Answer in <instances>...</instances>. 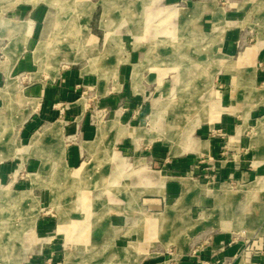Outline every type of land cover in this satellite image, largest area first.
Wrapping results in <instances>:
<instances>
[{"label":"rangeland","instance_id":"rangeland-1","mask_svg":"<svg viewBox=\"0 0 264 264\" xmlns=\"http://www.w3.org/2000/svg\"><path fill=\"white\" fill-rule=\"evenodd\" d=\"M98 4L103 8L93 14L91 33L88 23ZM131 6L129 0H0V12L10 11L12 19L30 24L32 32L26 51L30 70L12 79L25 92L41 82L52 89L49 97L45 89L41 97L33 95L38 108L32 117L41 121L21 138L27 161L22 164L12 157L0 171V264H25L21 246L27 239V264H63L67 252L76 256L75 264H161L187 245L193 251L210 248V235L221 240L222 249L240 247L243 260L264 252V189L256 186L258 173L249 160L255 150L251 137L264 107L249 112L253 124L242 135L235 134L229 117L238 120L242 114L229 115L233 114L226 98L229 83H222L219 91L221 79L211 76V62L199 73L201 62L184 58L186 44L175 29H164L160 17L152 21L155 34L147 36L144 18ZM100 19L105 33L98 30ZM141 31L151 52L166 57L156 61L152 70L157 76L152 80L146 73L151 70L148 63L139 69L131 60ZM23 32L25 47L29 37ZM40 41L47 49L42 59H36ZM188 47L193 51L196 46ZM263 67L258 64L259 70ZM68 73L75 75L67 78ZM132 77L139 81L136 91ZM7 90L0 116L13 118L24 103L8 98ZM79 103L84 106L82 114H72L71 104ZM5 127L0 133L7 131ZM94 138L96 156L64 164L68 147L79 149ZM191 138L205 145L202 155L189 153L196 144ZM212 148L216 154L210 153ZM176 149L182 151L176 154ZM189 159L191 163H186ZM223 162H232L231 172L223 173ZM152 178L150 184L145 181ZM164 193L166 206L150 209L148 201ZM235 201L243 204L235 213L246 215L237 224L230 214ZM97 212L102 220L108 219V226L115 222L112 219L120 221L124 232L115 246L106 236L88 251H76L73 240L85 239L76 235L78 226L71 222V214H82L81 219ZM219 219L220 230H211ZM232 227L236 232L229 230ZM21 230L29 233L23 243L17 236Z\"/></svg>","mask_w":264,"mask_h":264},{"label":"crops","instance_id":"crops-1","mask_svg":"<svg viewBox=\"0 0 264 264\" xmlns=\"http://www.w3.org/2000/svg\"><path fill=\"white\" fill-rule=\"evenodd\" d=\"M129 2H132L131 10L134 12L136 8L139 9L138 15L144 18L143 21L147 24L144 29L150 31V34H147V36L151 38L155 34L152 21H156L157 17H160V24H164V29L167 32L175 29V33L186 44L187 47L185 46L186 50L183 54L184 58H195L201 62V64L197 65H202V70L199 69V73L203 71L206 62H211V76L217 77V81L221 79V82L219 81L221 86H218L220 88L219 91L222 90V83H229L231 87L230 92H227L226 96L227 105L233 111V114L229 115L236 116V114H242L238 118L239 121L235 120L236 117H229L230 128L233 126L235 134L237 135H242L245 129L248 130L250 125L253 124V118L249 116V112L252 114L253 112H257L262 106L264 107V67L260 70L258 69L259 63L264 66V0H129ZM99 6L102 7L101 4L95 5L94 7L92 17L88 23L89 32H93V14ZM5 13V10L0 12V107L5 103L4 93L7 89L6 94H9L7 95L8 98L15 97V100L19 99L24 104L20 107L21 112L18 116H13V118L6 114L5 116H0V127H7V131L0 133V171L1 169L5 171L7 166L4 163L8 162L12 157L19 159L22 164H24V161H27V150L21 145L24 143L21 138L29 133L30 126L41 121L40 118L35 117L36 119L34 118L33 120L32 117L38 108V99L34 98L33 95L41 97L43 94L42 89H45L44 93L48 97L52 93V89L46 87L47 85L43 82H41L42 86H37L29 90V92H25L12 79L13 75L30 70L26 62V51L28 49L27 43L30 40L32 32L30 24H27V27L21 25L19 21L12 19L9 14ZM160 24L158 25L160 26ZM101 27L100 19L98 30L105 33L106 31ZM24 30H26V34L29 37L25 41V47L22 43L23 41L20 39L22 38L21 34L24 33ZM145 36L146 34L143 31L137 32L138 41L135 40L134 42L139 44V46L138 50L135 51L136 53H133L131 60L137 63L135 66H138L139 69L140 66L143 67L145 62L148 63L146 67L151 70L146 71V73H148V78L151 79L156 74V71L152 70L157 67L156 61L165 60L166 57L161 56L160 58L159 55L157 58L155 53L151 52L150 42L142 40ZM93 37L98 40L97 36ZM40 43L42 41L38 44ZM145 45H148V47L144 48ZM189 45H195L194 50L196 52L194 50L191 51L190 47H188ZM140 46L143 48L141 49ZM11 61L13 63L9 68L8 64ZM123 65L119 68V71H121L120 75L126 74ZM70 75L75 74L68 73L66 77L68 78ZM80 75H82L81 70L77 77H80ZM134 75L135 71L132 73L133 77ZM60 77L61 75L57 76V79H60ZM133 77L132 90L136 91L135 88L139 87V81L133 80ZM151 80H148V82H151ZM139 89L142 90L141 86ZM71 107V113L74 115L82 114V110H84V106L80 103L71 104ZM115 120H117V117ZM96 138L98 139V137ZM96 138L92 141L82 143V147L79 149H76V147H68L64 155L66 161L64 164H67V162L77 163V159L83 156H96L98 152L94 144L96 143ZM251 139L252 142H255V150L251 153V159L249 160L252 169L256 171V174L258 173L256 179V184H258L256 186L259 187L260 185V189H264V116L263 118L257 119L254 135ZM197 140V138H191V142L196 141V144L194 146L195 151L189 153L202 155L201 152L205 145ZM13 141L19 147L14 146L12 144ZM209 146L212 145L209 143ZM213 149L210 153L213 152L216 154L217 149ZM181 151L180 149L178 153ZM178 153L176 152V154ZM185 161L186 163H191L190 159ZM175 165L178 166L179 164L176 163ZM221 165L225 167L223 173L225 171L231 172V169L234 167L232 162H223ZM145 181L150 184L154 179H147ZM5 188L9 189V186ZM250 188L253 189L255 187L249 186ZM253 193L254 191H251L249 194ZM166 200L167 198L164 193V195L158 196V199L149 200L148 207L153 210H158L162 207L163 203L166 206ZM241 205H243L241 202L235 201L231 207V220L234 224H237L238 221L241 223L243 216H246L235 213V210ZM61 214L62 216L59 222L62 224L61 221H64V213L62 212ZM80 215L75 213L71 214V222L73 221V224L78 226L76 235H81L85 239L84 241L78 239L73 240L74 242L71 245L77 248L76 251L83 250L86 252L93 247L94 243H97L98 240H102L106 236L112 238L110 244L111 246H115L114 241L116 242L117 237L124 232L125 227L120 221L119 223H115L116 219H112L115 222L111 221V225L108 226V219L102 220L100 218L102 216L101 212L88 214L84 218L79 219L81 217ZM220 220L216 224H212L211 230H220ZM80 223L82 225H79ZM114 223L116 225L113 226ZM229 230L236 232L233 227L229 228ZM229 230L227 229L226 231ZM28 234V230L24 232L21 230L17 236L21 240L23 237H27ZM223 236L230 237L229 235ZM210 238H212L210 242L213 244L209 243L210 248L204 249V251H199L200 249L193 251L187 245L180 251L176 250L171 260L162 262L161 264H206L204 259L222 264H243L246 262L247 264H264V252H255L251 255V261L247 259L243 260L242 254L241 257L239 255L240 247L233 245L222 249L219 247L221 240L217 238L213 239V235H210ZM26 243H28V239L21 246V258H23L21 261L25 264L27 263L24 261L27 260L24 254L28 251L27 246H25ZM64 259L63 264H75L76 256L72 252H67ZM173 260L175 261L173 262Z\"/></svg>","mask_w":264,"mask_h":264},{"label":"bare ground","instance_id":"bare-ground-1","mask_svg":"<svg viewBox=\"0 0 264 264\" xmlns=\"http://www.w3.org/2000/svg\"><path fill=\"white\" fill-rule=\"evenodd\" d=\"M59 26V25H58ZM53 35V34H52ZM44 42V41H43ZM46 49H47V43H40L39 46H37V50L35 52V57L36 59H42V55L45 54L46 52ZM41 55V56H40ZM44 56V55H43ZM92 179V177H91ZM90 185V184H89ZM1 244V243H0ZM4 253V251H3ZM70 262V261H69Z\"/></svg>","mask_w":264,"mask_h":264}]
</instances>
